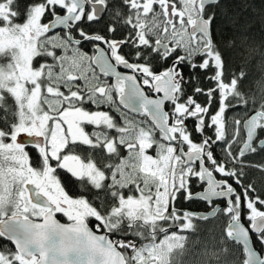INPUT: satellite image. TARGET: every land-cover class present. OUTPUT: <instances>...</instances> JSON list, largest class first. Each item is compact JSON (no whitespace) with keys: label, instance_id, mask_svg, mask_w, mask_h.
I'll return each instance as SVG.
<instances>
[{"label":"snow or ice","instance_id":"1","mask_svg":"<svg viewBox=\"0 0 264 264\" xmlns=\"http://www.w3.org/2000/svg\"><path fill=\"white\" fill-rule=\"evenodd\" d=\"M218 3L0 0V264H185L183 233L214 217L204 264L230 241L234 264H264V196L244 183L264 170V94L214 43Z\"/></svg>","mask_w":264,"mask_h":264},{"label":"trees","instance_id":"2","mask_svg":"<svg viewBox=\"0 0 264 264\" xmlns=\"http://www.w3.org/2000/svg\"><path fill=\"white\" fill-rule=\"evenodd\" d=\"M212 11L215 12V20L211 25L210 33L214 39V43L223 53V58L227 62L230 71L239 72L241 68L248 72V78L244 82L245 91L254 92L257 98L262 94L264 89V0H221ZM94 27H103V23ZM186 76H192L194 73L184 69ZM200 74L201 83H204V73L199 69L196 70ZM204 87H211L204 84ZM192 86H189V94H191ZM203 101V96L198 98ZM213 107V112L215 111ZM229 116L232 113L228 114ZM191 123V122H190ZM199 139L198 136L194 137ZM254 165H264V152H260L250 157ZM247 176L244 180L245 184L251 183L262 196H264V170L259 167H251L245 169ZM67 190L75 196L82 191L80 185L75 182H67ZM184 208L193 211H207V206L199 202L183 205ZM61 222H68L67 218L57 215ZM196 225L195 230H189L185 234L188 239L185 241V264H204L205 257L200 255L205 250L208 252L217 251L214 244L219 243L220 234L226 227V220L218 217L209 219L208 221H199L194 219ZM92 227V225H90ZM95 230V229H94ZM170 231H176L171 229ZM112 239L118 237L113 236ZM162 238V237H161ZM8 245L12 247L10 242L0 239V247ZM228 247L232 249L230 253L222 255L220 264H234L238 257L232 254L233 251L239 249V245L229 242ZM254 248L264 254L259 244Z\"/></svg>","mask_w":264,"mask_h":264},{"label":"flooded vegetation","instance_id":"3","mask_svg":"<svg viewBox=\"0 0 264 264\" xmlns=\"http://www.w3.org/2000/svg\"><path fill=\"white\" fill-rule=\"evenodd\" d=\"M85 51H91V46L90 45H85V49H84ZM121 71H124L123 69H121ZM220 203H222V202H220ZM59 215V214H58ZM59 216H61V217H63L62 215H59ZM63 218H66V217H63ZM94 221H90V225H94ZM96 230V229H95Z\"/></svg>","mask_w":264,"mask_h":264},{"label":"water","instance_id":"4","mask_svg":"<svg viewBox=\"0 0 264 264\" xmlns=\"http://www.w3.org/2000/svg\"><path fill=\"white\" fill-rule=\"evenodd\" d=\"M219 1H221V0H219ZM21 139L23 140V139H25V137H23V135H22V137H21ZM222 202V201H221ZM191 211H193V210H191ZM208 211V210H207ZM193 212H197V213H203V212H205V211H193ZM57 218V217H56ZM58 219V218H57ZM195 219V218H194ZM211 219V218H210ZM59 220V219H58ZM60 221V220H59ZM61 222V221H60ZM61 223H68V222H61ZM98 234H102V233H99L98 232ZM7 241V240H6ZM9 242V241H8ZM234 243V242H233ZM255 249V248H254ZM256 250V249H255ZM257 251V250H256ZM258 252V251H257ZM258 254L259 255H261V256H264V254L262 255V254H260L259 252H258Z\"/></svg>","mask_w":264,"mask_h":264}]
</instances>
